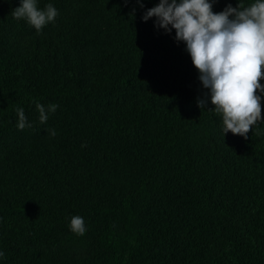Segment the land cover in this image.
<instances>
[{"label":"trees","instance_id":"16d2710c","mask_svg":"<svg viewBox=\"0 0 264 264\" xmlns=\"http://www.w3.org/2000/svg\"><path fill=\"white\" fill-rule=\"evenodd\" d=\"M158 3L37 0V33L0 0V264H264V93L224 135L186 44L143 20Z\"/></svg>","mask_w":264,"mask_h":264},{"label":"clouds","instance_id":"9594fccd","mask_svg":"<svg viewBox=\"0 0 264 264\" xmlns=\"http://www.w3.org/2000/svg\"><path fill=\"white\" fill-rule=\"evenodd\" d=\"M215 2L159 0L157 6L147 10L143 20L155 17L158 28L175 30L176 40L186 44L203 87L210 90L213 111L222 117L223 134L231 132L247 138L253 126L262 120L261 96L256 93H264V85L259 82L264 79V0H255L250 6L229 4L219 13L212 10ZM57 14L52 4L40 9L37 0H21V5L12 11L14 19H26L37 33L53 22ZM57 107L51 104L46 111L37 102L40 123H46L48 113H54ZM198 107L203 109L205 101L200 100ZM16 112L18 129L31 127L24 109L18 108ZM49 134L54 137L56 131ZM70 229L83 236L84 219L73 216Z\"/></svg>","mask_w":264,"mask_h":264}]
</instances>
